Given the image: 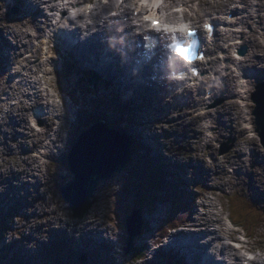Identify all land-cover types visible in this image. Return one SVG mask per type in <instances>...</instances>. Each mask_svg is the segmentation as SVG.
Returning <instances> with one entry per match:
<instances>
[{
    "label": "bare ground",
    "instance_id": "6f19581e",
    "mask_svg": "<svg viewBox=\"0 0 264 264\" xmlns=\"http://www.w3.org/2000/svg\"><path fill=\"white\" fill-rule=\"evenodd\" d=\"M79 1L80 0H76L73 5H79ZM113 2L115 3L116 1L114 0ZM245 2L247 6L250 5L249 0H245ZM5 3H6V0H0V22L2 20V16L4 17V22H3L4 28L0 24V37H3L6 41L4 45H0L1 61H4L3 58H5L7 63H10L11 56L14 55V58L12 61L14 63L13 65L17 64V65L23 66L24 64L26 67H28L29 62L37 57V59L39 60V66L42 67L44 59L41 55L40 50L35 51V56L25 57L23 59V64L20 59L24 56L25 53L28 52V49H30V45L32 44L33 40L35 38H39L43 34L44 25L42 23H45L47 25L52 23V18L47 16V14L45 13L43 14V12L46 6H49L48 9L51 13L52 11L50 10V8L56 12L58 8L57 0H36L34 2V5L36 6V13L30 14V15L28 14V7H30L29 0H18V3L20 5L19 7L21 8L22 14L24 16L23 15L15 16L12 14L7 16L5 15V13H2L3 8L6 7ZM217 7L219 9L221 8L227 9L228 5L224 4V5H219ZM8 8H10V6ZM96 9H98V7H96ZM244 9L245 10H243L242 14L247 13L246 9L250 10L248 8H244ZM94 10H92V13L90 15H87V14L85 15L81 10L78 11L77 13H74V15H72L71 17H69L68 15H64V19L56 23L55 26L60 29L61 26H66L64 22H68L70 23L68 25H70L73 28L75 27V24L73 23L72 18L76 19L79 16L84 17V20H87L88 22L90 21L93 23L94 22L93 17L97 13V11H94ZM256 10H257L256 14L264 13V0H260V3L257 5ZM107 11L108 9H105L104 13H107ZM227 15H229V13ZM98 16L99 14L96 15V17ZM112 18H114V16H111V17L101 16L100 18L97 19V22L98 21L101 22V25L105 23L102 29L99 28V31L102 32L101 35L105 34L106 32H109V29H110L109 23H110V19ZM41 19H44L45 22H41ZM255 19L256 18L253 14H249V22H253ZM259 19L261 20V22H264L261 16L259 17ZM10 23L11 24L16 23L18 25V28L12 27ZM79 29L81 31L80 34H82L83 31L90 33V30L92 31L91 33H94L93 30H95L94 28H91L89 30V28L82 29L80 27ZM30 30H34L35 34L31 35ZM80 34H78L74 30H70V32L67 33L69 44L73 47L74 51L77 54L78 52H80L79 47L82 46V41L86 42V40H84ZM76 42L79 44L77 45ZM125 44H128V43H125ZM6 46L12 47L10 49L11 50L10 57L3 54ZM220 48L221 46L219 44L218 49ZM231 48H233V46H231ZM252 49H253L254 55L248 56L250 57V61L255 63L256 66L257 64H262V62H264V46H262L256 40L254 47H252ZM125 50L127 51L126 55H128V52H129L130 60H132L131 51L128 48ZM261 54H263V56H261ZM46 55H49V54L47 53ZM88 55H89V60L86 58L81 59L82 65L94 67V63H98L100 61L99 58L96 57L97 55L96 51L90 52ZM54 57H56V53L52 54V58ZM117 59L118 58H114L113 60L114 62L110 65L113 76L112 78L109 77V80L106 81L104 85L108 99L104 101H99V103L95 107L89 106V101L91 102L92 100L90 99V95H91L90 91L82 88L78 80H76V78L73 76H69L66 78V80L68 81V84L73 86L71 90L64 89V87H60L59 84L57 85L53 84L51 86L52 91H54L57 94V96L62 100L64 104L61 106L62 107L61 109L62 118L60 121H65V122H64V125L59 127V131L58 130L56 131L57 140H58V135H59L58 143L61 144V147L62 145H64V147L68 145L69 141H76L79 135L82 133V131L85 130L84 123H87V121L89 120V109H92L96 112L95 113L96 118H104V117L110 118L116 126H118L122 130L127 131L130 134V136L133 137L134 130L132 131V128L130 129L131 127L130 121L134 117H128L125 114V112L129 110L135 111L136 109L140 113H146L147 121H145L146 122L145 124L150 129V135L153 137L159 138V143L163 144L165 149L171 155L178 154L180 156H184L183 154L187 152L192 153L191 158H193L194 156L195 162H202L203 164H205L206 162L202 160L204 159L203 155H201L199 152V145L201 146V144L203 145L205 142L204 134L198 131V128L200 127L201 119L199 118V116L195 117L194 116L195 114L193 115L189 113L194 103V101H192L191 94L189 93L190 95L188 96V101L185 102V106L181 107L184 103V99H186V96H179L175 94L174 97L170 98V96L159 94L152 88L153 86L146 83V81H144L145 89L136 87L134 83L126 80L125 75H124L123 65L119 63ZM245 62H248V60L245 59ZM211 64L213 65L215 64V68H216L218 63L215 61H211L209 65ZM90 70L94 72L93 71L94 69L90 68ZM51 74L53 73L51 72ZM96 74L98 75V73ZM33 75H34V72L32 71V73L24 77H21V82L19 83L18 87L13 88V93L8 95L7 101L10 100L11 95L20 94L21 93L20 91L21 89H23V87H27V91L29 93L31 92V90H35L37 88V84L35 81H31L32 79H30L31 76ZM260 77H261L260 81L264 82V70L260 74ZM48 80L50 79L48 78ZM114 80H116L115 83H114ZM232 82L233 80H229L227 82L225 89H219V87H216V89L218 90L217 91L218 94H220L217 100L219 99L224 100L225 98H229L230 94L234 93V91L232 90ZM263 87L264 85L261 86V88L259 89V92L262 90ZM247 94H248V97H250V95L252 94V91L249 90ZM53 96H54V93H51L49 89L46 91V93L43 90H40L38 91L36 96L34 95V101L36 105L44 104V105L51 107L50 100L53 99ZM57 96H55L54 98H58ZM21 97L23 99H20L17 105L9 107L8 113L6 115V120H7L6 126L0 125V148L1 146H3V149L5 151L4 154L8 156L5 159V163L3 165H0V192L5 187L4 181L6 178H9V182L12 186L29 185V187L32 188L33 190H35V187L40 188L44 182L43 178L44 177L46 178L43 165L40 164V160L38 158L34 157L33 155H29L27 158H23L22 155L25 154V152H23L24 149L35 150L42 146L46 147L47 149L50 148V143L48 142L47 136H50L55 130L57 126L56 119L54 117L45 119L43 121V124H42L43 128L41 129V131L36 130V128L32 125L33 121L29 117V113L32 112V110H30V106L26 102V100H28V98L30 97V94L24 91ZM61 100L59 102H61ZM69 100H72V102ZM217 100L215 102V106L216 105L218 106ZM67 102L69 104H67ZM108 102L113 105L115 104V106H113L114 108L112 112L109 111V108L107 106ZM132 106L135 109H132ZM2 108H3V105L2 103H0L1 112H2ZM215 108L216 107H213L212 110H210L208 113L211 115ZM219 110L223 112L221 114V117H223L221 121L222 122L221 128H219V131L217 133V137L219 139L226 134L225 130H227L231 135L232 134L236 135L237 139L235 143H239L240 144L239 146H243L242 145L243 143L249 144V142H252L251 145H254V146L256 145L257 135H255V137L251 139L247 137L246 135L247 130L246 128L243 127V118L241 116V110L240 108H238L236 104L228 103L227 105H219ZM238 110H239V114H237ZM234 118L237 122L238 127H236L235 125ZM80 122L82 123L80 124ZM25 129L29 130V132L24 134V136L21 138L22 142L13 141L15 142V145H18V148H17L18 150L15 149L14 151L10 146V141L14 140V137L18 135L17 133H22L23 132L22 130H25ZM95 131L98 132L99 129H95ZM244 131L246 132L245 134H244ZM193 134L195 135V137H190V135H193ZM181 135L183 139L181 138ZM94 136L97 140L102 139L101 135H94ZM103 137L106 138L105 140L106 143H103V147L105 148L107 144H109L107 140H110L118 136L116 134H109L107 136L103 135ZM190 139L192 143H189ZM85 142H88V141H85ZM109 146L111 145L109 144ZM239 146L235 147L234 151H230L226 153L223 156L222 160L219 157H215V159L211 161L212 164L209 165L210 172L207 171V168H205L202 172L203 167L196 166L194 163H189V162L187 163V165L189 166L188 172L192 175L191 179L194 180V182L198 180V178L196 177L197 174H201L204 177L205 183H211L212 181H214V179L219 175V173L221 174V176H223V179H221V181L217 183L216 187L215 186L212 187V191L216 194L219 202H222V197L218 196L217 188L222 187L221 189L229 188L231 190L239 191L238 190L239 186L244 187L243 180H245V176L243 174H249L247 173L249 171V167L247 166V164L249 163L252 169H255L256 166H258V165H254V163H252L250 158L247 160H244L245 158H242L241 155L245 153V148L243 150L241 147L238 148ZM178 147H182L183 150L176 152V148ZM3 149H0V151L2 152ZM206 149L210 153V155L212 152L216 151V146L214 145V143H212L211 139H209V142L206 144ZM155 151H158L157 148H155ZM120 154H122L121 158L124 161L129 158L128 151H127V148L124 142H122L120 145ZM233 159L237 161L236 164H238V162L241 160H243V163H245L243 164V166L239 167L238 169L239 171L235 173L234 175L228 172V166H227L228 163L232 164L231 161ZM104 160H107V161H104ZM104 160H103L104 162H100L99 164H96V165H91V166L81 165L79 166L77 172L79 175L82 172H84L85 173L84 175L87 176L88 182H89L91 181V179L96 178L101 172L107 173L110 170L112 171L113 163L108 161V159H104ZM192 160L193 159H191L190 161ZM222 162H224L225 170L223 172H219V168H216V166L218 163H222ZM4 168H7V170H3ZM114 173L116 174H113V176L99 181V185L100 183L102 185L103 181L105 182L107 180H111L117 174L118 175L121 174L122 171L120 172L119 170H115ZM16 174L18 175L19 179L12 180L11 177L15 176ZM251 174L253 175L254 173H251ZM82 184L84 185L83 189L86 188L85 184L84 183ZM67 186L68 184L63 188V191L67 189ZM96 189L98 190V187ZM79 190H80L79 188L77 187L74 188L73 186H70L68 188V191L70 194L80 193ZM201 197L203 198L202 195ZM253 197L255 198L256 201L262 200V198L264 199V191L256 190ZM46 199L47 198H41L40 200L44 202L46 201ZM97 199H98V196L94 195L93 200H90V202L87 204L86 210L83 212L82 216H78V214H74L72 211L70 202L64 199V201L69 205L70 207L69 209L71 213H73L72 217L74 221L75 219L82 221L78 223L79 225L75 223L73 225H69L66 214L63 212L62 213L60 212L61 208L56 207L57 204L56 206H53L51 210H46L44 219L45 218L47 219V223L54 222L55 220H58V219H62L65 222V224H61L57 222V225H53L55 226L54 229L64 232L68 237L73 238L74 247L76 245L79 247L80 245L79 239H81V237L73 230L77 228L79 232L80 229L84 228V226L81 227V224H83V220L85 219V217L88 216L93 206L97 203ZM12 200L18 201V198L14 197L12 198ZM203 203H205L202 205L206 209V211L204 212L206 213L204 218L198 214L195 218V215H196V212L194 211V207H196L195 205L193 206V211L191 213V216L186 218L184 221L191 223L189 224V226L195 228V231L201 234H206L207 235L206 237H208L209 235L210 236L212 235V242H210V246H212L215 240L222 241V239H218L216 236L222 232H226L225 230L226 224L223 218L224 214L222 211L219 210L217 202L211 201L210 199H204ZM207 204L212 205V207L208 209L209 205ZM16 205L17 203H15V206ZM103 208H101V210H104ZM257 208L260 209L261 211H263L264 209V207L263 208L257 207ZM2 209H3V206L0 203V213L2 212L1 211ZM94 217L91 221L86 223L85 225L86 227H89V226L91 227L92 224H95L93 222V221H96ZM105 219L108 222L110 220L109 217L108 218L106 217ZM136 224H137L136 221L135 222L130 221L129 225H132L134 228L133 230H131V234L133 232L136 234L140 233V229L135 227ZM142 226L145 229V224L142 223ZM212 228H215V230H212ZM89 229L90 228H88L87 230ZM72 231L75 232L74 236H72ZM111 231H114L112 227H110L109 232ZM89 232L90 230L88 231V233ZM190 234L191 233L186 232V235H190ZM228 234L231 237H236L237 235L236 232H229ZM164 239L169 240V243L167 244V246H165V249L162 251L159 258H164L165 254H170V256L172 254L173 260L175 262L180 259L187 261L188 256H187V253L184 252V246L180 242L179 236H177L174 233L167 232L166 234L159 236L158 243L162 242ZM92 240L94 241V239ZM129 240H136V239H133V237L129 235ZM83 242L86 245L88 243V239L84 240ZM164 243H166V241ZM60 244L62 246V249H65V242L63 243L62 241H60ZM196 244L198 247H201V248L206 247L208 249V246H206V240L197 241V243H194L193 245L196 246ZM111 245H112V242L109 239L108 240L103 239L102 244L98 245V247L100 249L101 247L104 246L105 250H107V248L111 247ZM133 247H134V243L132 244V248ZM258 247L264 251V245H261ZM256 248L257 247L250 246V244H244V247L242 249L243 250L246 249L249 251V250H255ZM89 249H91L90 246L88 250ZM229 252L232 253V255L235 257V261L237 264L242 262L243 255L240 254V252H235V250L231 248L229 249L225 248L222 251L223 255L225 256L229 254ZM206 255L209 256V253H207ZM86 258L89 261H91V263L95 262L94 256H92V254H88V252H87ZM199 259H200V254L196 253L195 251L194 253L195 264H198ZM227 262L228 260H226V263ZM132 263L133 264L135 263L134 259ZM263 263L264 262H261V260L258 258L254 261V264H263Z\"/></svg>",
    "mask_w": 264,
    "mask_h": 264
},
{
    "label": "rangeland",
    "instance_id": "374dc122",
    "mask_svg": "<svg viewBox=\"0 0 264 264\" xmlns=\"http://www.w3.org/2000/svg\"><path fill=\"white\" fill-rule=\"evenodd\" d=\"M200 1L202 4H204V6L201 9H199L198 4H195L192 10H189V13L198 12V14L202 13L205 15L208 14L209 12H212L213 9H215L218 5H224L225 3H228L230 0H207L208 3H206V0H200ZM19 6L20 5L18 3V0H14L13 6L10 7L9 9L4 7L2 13H5V15L7 16L9 15V13L15 16L16 14H19L18 16H20L22 13H20L21 8ZM94 11H98V10H94ZM96 20L97 18L96 16H94L93 21ZM3 22H4V17L2 16V20L0 24L4 28ZM11 25L12 27L18 28V25L16 23H12ZM30 33H32L33 35L35 34L34 30H30ZM36 42L37 43L35 44V50H37L42 44V42L39 41ZM5 43H6L5 39L3 37H0V45H4ZM11 48L12 47L6 46L3 54L9 56L10 55L9 53H11L10 50ZM33 49L34 48L30 49L29 51H32ZM250 50L247 52L245 58H247L249 54L254 55L253 50L252 51ZM47 52L49 53L48 50ZM45 56L47 59H50V61L52 60L50 53L49 55L45 54ZM261 56H263V54H261ZM13 58L14 55L11 56L10 63H13L12 62ZM3 59L4 61H1L0 59V76H1L0 93L2 90L8 89L9 84L7 83L10 82V81L7 82V79H9L8 73L6 71H3L4 70L3 66L8 63L5 60V58ZM20 60L22 62L23 57ZM31 63H37L39 66L38 62H31ZM257 67L259 70H264V62H262V64H257ZM18 68L19 66H17L13 72L18 70ZM227 75L228 74H226L225 77H227ZM261 83L263 84L264 82ZM261 83L260 82L258 83L259 86L256 92V94H258L260 97L264 95V87L259 92V89L262 86ZM82 85L84 87H87L85 83H83ZM72 87H73L72 85H67V84L65 86L67 90H71ZM1 97L4 96L0 95V98ZM20 99L23 98L18 97V100H12V104L7 105L4 111L2 113L0 112L1 124L6 123V115L8 113L7 111L9 107L17 105ZM100 100L103 101L105 100V98L103 97ZM228 103H224L221 105H227ZM244 105H248L250 109L249 110L250 113L254 112L255 106L252 100ZM132 109L135 108L132 106ZM125 114L128 117H135L138 119V120L135 119L134 122H132V124L136 126L134 127L135 129H133L132 127V131L134 130V134H136L134 137H129L130 134L128 132L116 126L118 129L124 132L123 134H127L128 139L132 138L135 141L138 139L139 140L138 143L145 144V141L143 140L141 141V139L138 137V135L140 134L148 138V145L150 147L157 146V144L163 145L160 144L159 141H156L153 137H148L147 127H145V123H146L145 121H147L146 113H140L138 110L135 109V111H131V110L126 111ZM237 114H239V110L237 111ZM234 121L236 127H238L235 118ZM89 125H91L90 120H89ZM89 125H87L86 128H88ZM213 126L217 131L219 128L218 121L214 120ZM254 128L256 127L254 126ZM225 131L226 134L224 137L222 136L220 139L219 138L214 139L213 143L216 145V151L211 153L214 156H219L221 160L223 159V155H221V151L224 149L223 145L230 144L229 143L230 139L236 140L235 134L231 135L227 130ZM245 133L246 132L244 131V134ZM190 137H195V135L194 134L190 135ZM181 138L183 139L182 135ZM10 143L14 144V142H10ZM189 143H192L191 139L189 140ZM249 144L251 145L252 142H249ZM74 145H75L74 141L73 142L69 141V144L62 149L64 155L60 156L57 164H52L54 166L51 167V174L49 175L46 184L41 189L42 193L36 195V190H34V192H32L31 195H28V199H27L28 202L24 205L27 211L22 209L19 213L15 212L11 216L8 215L9 211H7L5 215L0 217V264H90L91 261H89L86 258L87 252L88 254H92V256H94L95 262L91 264H133L132 263L133 259L129 260L130 256L126 257L124 255V249L126 246V239H127V230L125 227L124 219L125 220L127 219L128 214L131 213L133 208H141L142 218L144 219L143 222L145 223V229L143 230V234L137 240V242L134 243L133 249L142 248V252L145 251L146 254L144 255L143 260L138 261L134 264H177V261L175 262L173 260L172 254L171 256H169L171 260H169L165 256L164 258H159L160 257L159 252H161L163 247L167 246L169 240H163L162 242H159L161 243L160 245H156L159 241L158 227L169 225L175 215L181 216L186 212L187 214H190V211L192 213L193 206L195 205H196V207H194V211L196 212L195 218L197 214L204 218L206 213H203L204 212L202 205L203 201H199V200L197 201V199L202 195L203 197H208L211 201L218 203V201L216 200V196L210 194L209 188L213 186L216 187L217 183H219L221 179H223V176H221L220 173L219 175L217 173L218 176L215 178L216 180L214 179V181L211 182L212 184H210L209 186H205L203 184L196 186V184L191 182L190 179L188 178V175L186 173L188 167L187 165H184L185 160L187 163L195 162V157L193 156V158H191L192 153L187 152L183 154L186 157L176 154L170 159L164 157L154 158L151 155L150 151L144 154L135 151V148H137V145H135L132 148L134 152L133 160L129 163L127 168L121 174L119 175L117 174L111 180H107L105 182L103 181L102 185L100 183L98 190L95 193V195L98 196L97 203L93 206L88 216L85 217V219L83 220V224H81V227L84 226V228L80 229L79 232L77 228L73 230L81 237V239H79V243H80L79 247L77 245L74 247L73 238L68 237L64 232L54 229L55 226L53 225H57V222L61 224H65V222L62 219H58L60 221L55 220L54 222H49V223H47L46 218L44 219L46 210H51L53 206H56L57 204L56 207L61 208L60 212L66 214L69 225H73L74 223L78 224L82 222L81 220H77V219H75L74 221L72 217L73 213H71L69 209L70 208L69 205L64 201L61 192L62 189L70 181H72L73 178L72 174L69 172V169H65V168L67 165L69 166L68 157L72 149L71 147H73ZM232 145L233 144H230V146ZM239 145H240L239 143H235V147ZM238 148H240V146ZM0 149L3 148L1 147ZM182 150H183L182 147L176 148V152ZM254 150L255 151L250 156V159L252 163H254V165H258V166H256L255 169H252L251 165H249V163L247 164V166L249 167V171L247 173L249 174H243L245 176V180H243V185L245 189L244 187L239 186L238 190H240L239 191L240 193L242 190L244 192L245 197H247L249 201L253 202L256 207L263 208L264 199L261 197L262 200L256 201L253 195L255 194L256 190L264 191V156L261 147L258 146L257 143L255 145ZM160 154H162V156H165L166 154L171 156V154L168 153L164 148H162ZM243 155H241L242 158H245L243 157ZM28 156L29 154L27 153L23 155L24 158H27ZM177 156L178 159L181 160L180 161L181 163H177L178 160ZM4 159H6V156L0 154V163L3 162ZM150 159L155 161L156 167L147 166V161ZM191 159L193 160L190 161ZM168 160H170L171 162L168 166H166L165 162H167ZM244 160L247 159L245 158ZM236 162L237 161L233 159L231 161L232 164L228 163L227 165L228 172H230L229 171L230 167H236V166H237L236 171L238 172L239 167L245 164L243 163V160L239 161L238 164H236ZM160 168L165 172V174H169L172 176L176 175L175 178L178 181H180L181 184L178 183V186L175 187V189L173 185L174 183L170 182L169 180L167 182L170 184L162 185L160 183V180H157L156 178L157 177L156 173ZM216 168H219V172H223L225 170L224 162L218 163ZM232 171L234 170L232 169ZM251 173L254 174L252 175ZM202 186H204L205 188H202ZM146 187H149L153 192L148 193L147 195L142 194L140 188H146ZM221 188L222 187H219L217 189H221ZM227 191H229L230 194H234V192H231L230 189H228ZM41 198H47V199L46 201L43 202L42 200H40ZM141 199H143L144 202L146 201L147 202L143 205L138 204ZM237 200H239V198ZM233 201H234L233 210L238 211L239 212L238 214H241L240 206L235 203L236 200ZM245 202L246 201L244 200V203ZM189 203L190 206H186V204ZM223 203L225 206L224 214L226 218L227 217L226 213L227 211L230 210L231 202L228 198H223ZM211 207L212 205H209L208 209ZM101 208H103L104 210H101ZM221 208L222 206L220 205L219 210ZM1 211H3V209ZM247 211L248 209L246 210V213ZM162 213H163V221H161ZM253 213L254 214H246V217L247 215L251 217V218L248 217L249 220H254L257 223V225L252 227V229L250 228V226L253 225V222L247 224L248 227L250 228V231L248 232H250V235L252 236L250 242L252 246L255 245L261 246L264 245V216L263 218H261L260 216H258L257 213L255 212ZM93 217L96 220L93 221L95 224H92L91 227L90 226L86 227L85 226L86 223L91 221ZM106 217L107 218L109 217L110 219L109 222L105 219ZM3 219L6 221V223ZM13 223H16L17 225ZM9 224L10 226L12 225V227H10ZM136 226H138V223L135 225V227ZM110 227H112L114 231L109 232ZM85 228L87 229L90 228L89 229L90 232L88 233L89 230ZM73 231H72V236L75 235V232ZM87 239H88V243L85 245L83 241ZM92 239H94V241ZM103 239L104 240L109 239L112 242L111 247L107 248V250H105L104 246L101 247L100 249L98 247V245L102 244ZM128 239H129V235H128ZM208 240L211 241L212 238H209ZM60 241H62L63 243L65 242V249H62L60 247L61 245ZM165 241L166 243H164ZM214 244L216 245L217 243L214 242ZM89 246L91 249L88 250ZM257 250L261 254L262 257L260 256L261 257L260 260L261 262H263L264 253H262L260 249Z\"/></svg>",
    "mask_w": 264,
    "mask_h": 264
},
{
    "label": "water",
    "instance_id": "95a60500",
    "mask_svg": "<svg viewBox=\"0 0 264 264\" xmlns=\"http://www.w3.org/2000/svg\"><path fill=\"white\" fill-rule=\"evenodd\" d=\"M259 119H258V126L259 131L262 132V138L264 142V102H259V111L257 113ZM95 129H99L98 132L95 131ZM104 131H102L99 127H94L90 131L84 132L80 140L76 143L74 146L71 158H70V164H71V170L72 173L75 175V179L68 184L67 189L63 191L64 199H66L68 202H70L72 210L75 214H78V216H82L83 212L86 210L87 204L90 202V200L93 198V193L96 190L97 184L99 181L104 180L106 178H109L115 174V170H119L120 172L127 166L131 156L130 147L129 144H126L127 151L129 158L127 160H123L121 158L122 154H120V145H121V139L120 138H112L110 140H107L109 144L104 148L103 143H106V138L103 137V135L107 136L111 133L101 134ZM94 135H101L102 139L97 140ZM88 141V142H85ZM121 142V143H120ZM86 143V144H84ZM125 144V143H124ZM108 159V161L113 163V169L109 172H101L96 178L91 179V181L88 182V178L85 173L82 172L79 175L78 174V168L81 165H96L100 162H104ZM104 160V161H103ZM85 184L86 188L83 189V184ZM79 184V185H77ZM70 186H73L74 188H79L80 193L70 194L68 191V188ZM131 222H137L139 223L140 220V211H134V214L131 216V218L128 220V231L131 233V230H133V226L129 225ZM137 227V226H136ZM141 229V227L139 228ZM140 233H132L131 237L135 239L137 235ZM133 240H129V244ZM130 252V248L128 250Z\"/></svg>",
    "mask_w": 264,
    "mask_h": 264
},
{
    "label": "snow or ice",
    "instance_id": "6c2138e0",
    "mask_svg": "<svg viewBox=\"0 0 264 264\" xmlns=\"http://www.w3.org/2000/svg\"><path fill=\"white\" fill-rule=\"evenodd\" d=\"M138 2L141 4V6H146V5H147V0H138ZM177 10H179V9H177ZM144 19H145V20H152V26H153L154 28L159 27L157 21L154 20L151 16H145ZM209 27H210V26H209ZM167 30H168V27L165 26V31H167ZM187 34H188L189 36L195 35V33H194L193 31H191V30H188Z\"/></svg>",
    "mask_w": 264,
    "mask_h": 264
},
{
    "label": "trees",
    "instance_id": "16d2710c",
    "mask_svg": "<svg viewBox=\"0 0 264 264\" xmlns=\"http://www.w3.org/2000/svg\"><path fill=\"white\" fill-rule=\"evenodd\" d=\"M136 250H138V249H134L133 251H136ZM145 255V251L144 252H142V257Z\"/></svg>",
    "mask_w": 264,
    "mask_h": 264
}]
</instances>
